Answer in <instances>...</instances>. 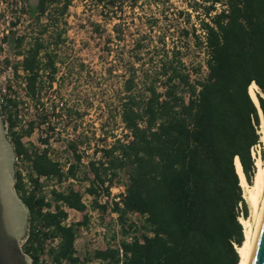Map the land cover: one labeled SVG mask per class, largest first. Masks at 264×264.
<instances>
[{
    "label": "trees",
    "instance_id": "obj_1",
    "mask_svg": "<svg viewBox=\"0 0 264 264\" xmlns=\"http://www.w3.org/2000/svg\"><path fill=\"white\" fill-rule=\"evenodd\" d=\"M75 1L112 23L107 33L102 23L89 22L96 37L107 33L104 48L113 54L107 71L123 70L112 98L116 104L108 105L107 115L108 121L119 118L123 133L102 127L100 136L93 132V156L86 165L76 149L89 139L78 133L67 142L74 160L64 171L68 158L61 162L51 147L22 141L46 114L37 113L26 128L15 130L21 100L8 98L0 106L15 159L31 183L28 188L14 160L13 186L28 209L22 250L32 264L79 263L73 244L77 226L88 217L65 223V207L85 209L82 194L67 181L72 178L87 181L88 194L102 190L109 195L119 223L122 256L111 243L112 225L107 246L85 259L100 264H238L237 247L244 241L240 217L246 218L249 208L234 161L237 157L252 184L256 165L251 148L260 143L261 120L264 125V0H180L185 7L175 12L170 0L25 3L23 11L37 22L38 31L18 50L21 59L13 72L20 77L18 69L23 71L22 89L35 107L65 63L59 47L65 41V16ZM24 39L15 37L14 46L20 48ZM114 42L122 43L115 51ZM191 49L204 55L202 63L187 64ZM77 66L80 76L85 64L79 60ZM252 83L258 106L249 93ZM113 186H123L118 201L110 197Z\"/></svg>",
    "mask_w": 264,
    "mask_h": 264
},
{
    "label": "rangeland",
    "instance_id": "obj_2",
    "mask_svg": "<svg viewBox=\"0 0 264 264\" xmlns=\"http://www.w3.org/2000/svg\"><path fill=\"white\" fill-rule=\"evenodd\" d=\"M18 1H21L22 7L25 3L26 5H34L36 3V0H27L26 2L25 0H13V3H17L18 5ZM2 2L3 4H0V9L2 10L4 8L5 12L7 11L9 13V11H11L9 5H5V0H2ZM170 3V6L173 8L172 12H175V9H182L185 7V4L180 0H170ZM21 13L18 14L15 10V13L13 14L14 18L16 19L17 16L19 17L16 19L13 28H11V24L7 25L5 18H0V66H3V69H0V78L2 81L8 80V75L11 74L5 70L4 66L8 63H12V65H14L21 59V56L17 54L18 50L22 51L27 46L30 36L36 35L38 31L37 22L33 18L29 17L27 13L25 15H22ZM169 18L172 17L170 16ZM65 19L67 22V25L65 26L66 33L64 34L65 41L59 47L64 53L65 63L57 73L55 84L51 85L48 90V94L44 95V97L47 105L54 102V98L51 96L55 95L56 98H60V100H63L65 104L71 106L74 111L73 114L76 116V122L74 124L78 125L76 128L77 133L75 135L81 133L88 137L89 143H92V145H89L87 150V158H84V160H88L91 156H93V148L95 145L94 140L91 139L93 132H95L96 137L100 136V128L102 127L106 130H114L115 134L118 136H121L123 133V127L118 117H116L115 122L107 120V115L110 110L108 105L111 108H114L116 104V101L112 100V98L114 97L113 95L115 93V89L120 86L122 80V76L120 74L123 70L121 66H117L112 73L107 71V68L110 67L112 63L113 54H107L106 49L104 48V41L107 33L110 32L111 22L104 23L103 19H101L100 15L96 11H90L88 5H83L78 1H75L69 7ZM90 20L100 22L106 28L107 33L104 34L103 38H98L91 33V27L89 24ZM41 22H45V18L41 19ZM6 30L12 32V34L10 33L11 37L9 40H6V43H3L5 41L3 36L6 34ZM22 35H25L24 43L20 48L15 47L14 38ZM121 44L122 43L114 42L111 45L112 50H118ZM188 57L189 58H186L187 64H196L198 62L202 63L204 59V55L202 53H198L193 49H191ZM6 60L8 63H6ZM79 60L82 61L85 66L81 75L77 76L76 70ZM146 67L147 66H141L142 69ZM68 68L73 69L69 72ZM202 68L204 70V67ZM256 90L257 89H255V92ZM75 109L81 112L80 117H77ZM111 110H113V114L115 115L114 109ZM30 119L31 117L29 116L27 120ZM62 125L63 122L59 125V127L62 128V139H54L53 143L55 146L54 148L58 150L57 152L61 155H65L67 152L63 150L62 146L66 143L64 137L67 136L68 131L65 127L63 128ZM66 125L67 123L65 126ZM258 132L260 134V143L256 146L255 161L256 159H260L261 164L264 165V125L262 120L259 125ZM37 135L38 130L31 135L29 139L30 142L37 143ZM60 140H62V142ZM84 156H86L85 153ZM66 184L67 183H64L63 185L65 186ZM86 186L87 181L73 182V187L83 194L85 193ZM113 192H116V190L113 189ZM246 201L249 212L245 219L250 222L252 221L251 224L254 225L255 216L250 203L248 200ZM69 214L71 219L81 218V215L74 211H69ZM97 218L106 222L108 228L112 225L114 227L116 223L115 218L111 214H105L102 218ZM93 232L90 234H80L79 248H83L81 246H88L90 239L95 236L96 232L94 234ZM22 242L23 240L21 243ZM85 255L82 254V251L79 252V256L84 258ZM87 264L95 263L89 262Z\"/></svg>",
    "mask_w": 264,
    "mask_h": 264
},
{
    "label": "built area",
    "instance_id": "obj_3",
    "mask_svg": "<svg viewBox=\"0 0 264 264\" xmlns=\"http://www.w3.org/2000/svg\"><path fill=\"white\" fill-rule=\"evenodd\" d=\"M5 5H9V8L11 11L9 13L3 8L2 10L0 9V18L6 19V23L11 24V28L14 27L16 19H18L19 16L15 19L13 14L15 13V10L17 11L18 14L21 13L22 15H25L26 13L23 11V7L21 4V1H18L17 3L14 4L13 0H5ZM0 4H3L2 0H0ZM9 9V10H10ZM8 30L5 31L7 33ZM3 43H6L4 41ZM3 45V44H2ZM5 67V70L10 72L11 74L8 75V80L2 81L0 78V106L6 105L7 99L8 98H17L20 99V103L18 104L16 108V115L18 118V123L14 127L15 130H19L21 128H26L28 124V117L30 116L31 119L35 118L37 113L44 112L46 114V119L42 123H40L38 126H36L33 131L29 135H25L22 137V141L25 144H34L36 146H39L41 148L43 147H51L55 151H58L56 148H54V139H59L62 136V128L59 127V125L63 122V128L68 131L67 136H65V141L66 143L63 144L62 148L67 152L65 155H61L60 153L57 154V158L59 161L63 162L65 161V158H68V162L65 163V165L62 167L63 170L65 171L67 166L69 165L70 162H73V154L72 151L67 148V142L70 140L75 139V134L77 133V130H75V122H76V116L73 114V110H71V106H68L63 102V100H60V98H56L55 95H52L51 97L54 98V102L50 103L47 105L45 102V97L41 98V103L37 104L36 107L31 101V99L26 95L24 89L22 87L25 85V80L22 78L23 76V71L19 68L18 69V74L20 77H16L14 72H13V65L12 63H8ZM3 69V66H0V69ZM53 85L55 84V80L52 83ZM67 110H71L67 112ZM61 120V122H60ZM67 125L65 126V124ZM52 126L53 129L50 130L48 127ZM38 130V135H37V143L30 142V137L31 135ZM47 138V143H40L38 138ZM62 139V138H61ZM62 142V140H60ZM92 145V143H80L77 145L76 152L80 155V163L86 165L88 160H84V158H87V150L89 148V145ZM258 144L254 145L251 148V155L255 159V154H256V146ZM84 153L86 156H84ZM16 160L18 164V169L20 170L23 180L26 182V185L28 188H31V183L27 178V170L23 166L22 163H20L19 159H14ZM67 181L71 182H76L74 179L69 178ZM65 183V182H64ZM106 185V184H105ZM113 189L116 190V192H113ZM79 191V190H78ZM123 191V186H113L110 188V197H113L115 201L119 200V197L117 194L119 192ZM82 194V202L85 204V209L80 212L71 208L65 207V210L67 211V218L65 219L66 224L70 223H78L83 220V216L86 215L88 217V220L86 223L81 224L78 227L77 235L74 240V250H75V255L79 257V263L77 264H87L89 262L95 263V264H100V261L98 259H85V257L79 256V252L82 251V254H90L94 250L98 249H104L107 246L108 243V226L106 222H104L102 219L99 220L97 217L102 218L105 214H111L115 218V225H114V232H115V239L111 241L112 246L118 249L119 256H122V248L119 244V223L117 221V214L115 212H111V205L109 204V195H107L104 191H98L96 195H91L88 194L86 191ZM103 206V207H101ZM69 211H74L78 214L81 215L80 219H71V216L69 214ZM94 231V232H93ZM95 233V236H93L90 239V242L88 243V246H81L83 248H79V241H80V234H90ZM127 239H130V237H127ZM85 255V256H86ZM42 258L46 260V255H43ZM64 264V263H63Z\"/></svg>",
    "mask_w": 264,
    "mask_h": 264
},
{
    "label": "water",
    "instance_id": "obj_4",
    "mask_svg": "<svg viewBox=\"0 0 264 264\" xmlns=\"http://www.w3.org/2000/svg\"><path fill=\"white\" fill-rule=\"evenodd\" d=\"M6 133L0 114V264H32L21 247L28 209L13 186L15 154ZM247 264H264V199Z\"/></svg>",
    "mask_w": 264,
    "mask_h": 264
},
{
    "label": "bare ground",
    "instance_id": "obj_5",
    "mask_svg": "<svg viewBox=\"0 0 264 264\" xmlns=\"http://www.w3.org/2000/svg\"><path fill=\"white\" fill-rule=\"evenodd\" d=\"M255 89H257V86L255 83H252L249 86V93L252 99L254 100V102L258 105ZM234 162L240 178V184L243 190L242 191L243 197L246 200H248V202L250 203V206L255 216L254 225L251 224L252 221L250 222L245 218H240V222L243 225L244 241L240 246L237 247V251L239 254L238 264H247L257 227L260 210L264 199V165L261 164L260 159H256L255 161L256 171L253 176L252 184L249 185L245 180L240 162L237 157L235 158Z\"/></svg>",
    "mask_w": 264,
    "mask_h": 264
},
{
    "label": "flooded vegetation",
    "instance_id": "obj_6",
    "mask_svg": "<svg viewBox=\"0 0 264 264\" xmlns=\"http://www.w3.org/2000/svg\"><path fill=\"white\" fill-rule=\"evenodd\" d=\"M10 33L12 34V32H9V31H8V32L3 36V38H6V39L8 38V39H9V38L11 37V36H10ZM21 245H22V243H21Z\"/></svg>",
    "mask_w": 264,
    "mask_h": 264
}]
</instances>
